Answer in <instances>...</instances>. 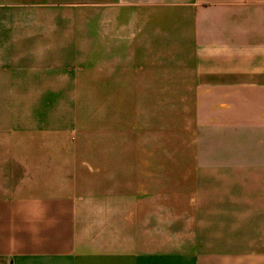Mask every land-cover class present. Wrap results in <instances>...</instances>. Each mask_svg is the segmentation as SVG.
<instances>
[{
    "label": "crops",
    "instance_id": "1",
    "mask_svg": "<svg viewBox=\"0 0 264 264\" xmlns=\"http://www.w3.org/2000/svg\"><path fill=\"white\" fill-rule=\"evenodd\" d=\"M0 264H264V0H0Z\"/></svg>",
    "mask_w": 264,
    "mask_h": 264
},
{
    "label": "rangeland",
    "instance_id": "2",
    "mask_svg": "<svg viewBox=\"0 0 264 264\" xmlns=\"http://www.w3.org/2000/svg\"><path fill=\"white\" fill-rule=\"evenodd\" d=\"M69 98L73 102H80L84 103L85 105H88L92 110V125L89 126L91 129V133L95 135L97 138L98 134V107H99V94L98 93H89V94H72L69 95ZM204 184L207 185L208 188H210V180L208 178L204 179ZM226 182H220L219 187H218V192H217V199H214V196L211 195L210 189L204 190L205 195H204V201H227L228 195H231L230 193H233L232 191H228L226 188ZM229 193V194H228ZM233 195V194H232ZM237 197V196H236Z\"/></svg>",
    "mask_w": 264,
    "mask_h": 264
}]
</instances>
